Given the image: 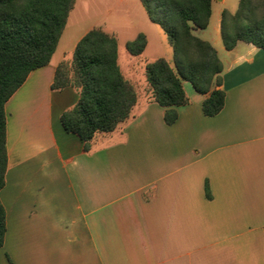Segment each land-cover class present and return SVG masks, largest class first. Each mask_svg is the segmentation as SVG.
Here are the masks:
<instances>
[{
	"label": "crops",
	"instance_id": "crops-1",
	"mask_svg": "<svg viewBox=\"0 0 264 264\" xmlns=\"http://www.w3.org/2000/svg\"><path fill=\"white\" fill-rule=\"evenodd\" d=\"M238 1L211 0L208 25L194 31L222 63L217 114L204 115L206 95L183 81L188 102L167 124L147 84L129 117L88 150L59 119L78 90L51 88L91 28L63 40L66 21L49 62L4 105L0 264H264V48L237 41L228 50L220 36L221 12ZM150 23L132 37L145 34L143 52L150 35L161 38ZM135 74L131 64L123 76L133 85Z\"/></svg>",
	"mask_w": 264,
	"mask_h": 264
},
{
	"label": "trees",
	"instance_id": "trees-1",
	"mask_svg": "<svg viewBox=\"0 0 264 264\" xmlns=\"http://www.w3.org/2000/svg\"><path fill=\"white\" fill-rule=\"evenodd\" d=\"M148 19L164 33L172 62L157 57L145 63L144 74L153 100L164 107L171 124L175 107L186 104L183 81L205 94L201 110L217 114L225 93L219 87L222 63L215 48L195 34L208 25L211 0H139ZM75 0H0V189L7 162L4 105L29 72L46 65L53 54ZM220 36L226 49L237 41L264 48V0H239L234 12L223 10ZM147 43L144 33L125 42L131 55H140ZM75 87V104L60 114L65 131L73 133L88 150L94 137L113 131L125 121L136 103L134 86L117 62L116 38L101 27L87 30L77 41L70 61L56 67L52 89ZM5 234V210L0 201V247Z\"/></svg>",
	"mask_w": 264,
	"mask_h": 264
},
{
	"label": "rangeland",
	"instance_id": "rangeland-1",
	"mask_svg": "<svg viewBox=\"0 0 264 264\" xmlns=\"http://www.w3.org/2000/svg\"><path fill=\"white\" fill-rule=\"evenodd\" d=\"M150 24L139 0H75L67 18L63 40L72 33L74 36L79 35L88 27L101 26L104 31L114 35L118 42V63L126 77L130 65L136 64L138 74H135L137 81L133 85L140 93L141 87L147 85L142 70L144 62L156 56L172 58V49L164 33L155 24L153 26L160 32L161 38L157 40L150 35L151 41L141 56H131L123 46L124 39L130 40L137 30H147Z\"/></svg>",
	"mask_w": 264,
	"mask_h": 264
}]
</instances>
